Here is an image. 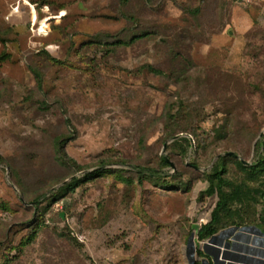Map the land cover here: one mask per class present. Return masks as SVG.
Wrapping results in <instances>:
<instances>
[{"label":"rangeland","instance_id":"obj_1","mask_svg":"<svg viewBox=\"0 0 264 264\" xmlns=\"http://www.w3.org/2000/svg\"><path fill=\"white\" fill-rule=\"evenodd\" d=\"M263 132L264 0H0V264L226 261L205 172Z\"/></svg>","mask_w":264,"mask_h":264},{"label":"trees","instance_id":"obj_2","mask_svg":"<svg viewBox=\"0 0 264 264\" xmlns=\"http://www.w3.org/2000/svg\"><path fill=\"white\" fill-rule=\"evenodd\" d=\"M36 76L39 77L38 74H36ZM230 92L235 94L233 91ZM174 117L175 114H168V119L174 120ZM183 128L181 129L184 131ZM183 140L187 143L183 144V152L187 154L188 149L191 148V140L186 137H184ZM257 147L258 150L262 149L263 151L258 154L257 159L250 165L244 164L236 156H227L220 158L211 171L205 172L208 187L201 195L212 196L217 193L219 199L211 213L210 220L201 224L197 231L200 241L208 240L228 227L240 228L256 226L264 232V210L259 214L257 210L258 205L264 208V135L262 141H258ZM229 161L243 172L245 176L244 180L235 181L228 177L227 162ZM2 162L3 158L0 156V163ZM161 162L163 166H168L170 164L166 156L161 157ZM138 167L139 174L142 176L152 177L155 173L159 172L150 167ZM104 172L103 168H98L88 174H84L82 178L74 177L60 187L57 192L45 199L54 197L56 200L57 193L60 191H75L82 183L102 176ZM256 215L257 221L255 222L254 219ZM200 254L206 256L204 252L200 251Z\"/></svg>","mask_w":264,"mask_h":264},{"label":"flooded vegetation","instance_id":"obj_3","mask_svg":"<svg viewBox=\"0 0 264 264\" xmlns=\"http://www.w3.org/2000/svg\"><path fill=\"white\" fill-rule=\"evenodd\" d=\"M226 235L227 233L220 234L216 236L214 239V244L216 246H223L225 248L222 253V254H225L223 255L224 258L231 259L234 261H238V260L241 261L242 256L244 254V258L246 262L249 261L252 264H258V263L264 264L263 262H259V260L256 258V256L264 257V249L262 250L260 248H257L256 246L247 245L249 241H252L254 244L258 245L259 241L262 238L259 239L256 236L239 233L238 235L235 236L233 243L230 244L229 242L225 241L226 239L224 237H226ZM214 249H217V248H214ZM247 256L251 259H248ZM220 264H223V263L221 262Z\"/></svg>","mask_w":264,"mask_h":264},{"label":"built area","instance_id":"obj_4","mask_svg":"<svg viewBox=\"0 0 264 264\" xmlns=\"http://www.w3.org/2000/svg\"><path fill=\"white\" fill-rule=\"evenodd\" d=\"M19 9V7H16L15 9H13L12 11H11V14L10 15H8V19H11V18H13V16L14 15H16L17 13H18V10ZM33 9V8H32ZM33 13H35L36 12V10L35 9H33V11H32ZM36 16H34V19H32V23H33V25L36 23ZM43 28H40L39 29V33L41 34V30H42ZM223 231H225V230H223ZM223 231H221L218 235H220V234H223ZM239 233H243V234H248V235H251V236H256L257 235V231H254L252 228L250 229V230H248V229H243V227H240V228H238V227H235V229H234V232H233V236H229L225 241L226 242H229L230 244H232L233 243V241H234V238H235V236L236 235H238ZM210 239H208V241L207 242H210L209 241ZM264 240V239H263ZM207 242H205V243H207ZM211 245H210V247H214V248H217V249H219L220 248V250H223L224 251V247L223 246H216L215 244H214V242H211L210 243ZM248 244L250 245V246H253V245H256V244H254L252 241H249L248 242ZM247 244V245H248ZM246 256V255H245ZM247 258L248 259H251V258H249L248 256H247ZM256 258H260L259 256H256ZM228 261H233V260H231V259H226V261H223L225 264H227V262ZM260 262V261H259ZM263 263H264V261H262ZM249 263V262H248ZM250 264V263H249Z\"/></svg>","mask_w":264,"mask_h":264},{"label":"water","instance_id":"obj_5","mask_svg":"<svg viewBox=\"0 0 264 264\" xmlns=\"http://www.w3.org/2000/svg\"><path fill=\"white\" fill-rule=\"evenodd\" d=\"M262 134H264V132L262 133ZM244 164H246V165H250V162H247V161H244V160H241ZM251 228H253V229H255L260 235H262L263 237H264V232H262L258 227H256V226H253V227H243V229H248V230H250ZM217 235H214V236H212V238H210V242H207V243H205V249L207 250L208 249V247L211 245L210 243L211 242H214V238L216 237ZM191 242H192V240H191ZM219 251H220V248H219ZM215 260H218V259H220L219 258V256L218 255H216V257L214 256L213 257ZM259 261H264V259H262V258H257ZM249 261H245V258H244V254H243V256H242V259H241V261L240 260H238V261H228L227 262V264H252L251 262H249ZM259 264V263H258Z\"/></svg>","mask_w":264,"mask_h":264},{"label":"crops","instance_id":"obj_6","mask_svg":"<svg viewBox=\"0 0 264 264\" xmlns=\"http://www.w3.org/2000/svg\"><path fill=\"white\" fill-rule=\"evenodd\" d=\"M234 229H235V228H230V229H228V230L223 231V234L227 233L225 239H227L229 236H230V237L233 236ZM233 261H234V260H233ZM217 262H218V261H217ZM222 263L224 264V262H222Z\"/></svg>","mask_w":264,"mask_h":264},{"label":"clouds","instance_id":"obj_7","mask_svg":"<svg viewBox=\"0 0 264 264\" xmlns=\"http://www.w3.org/2000/svg\"><path fill=\"white\" fill-rule=\"evenodd\" d=\"M248 227V226H247ZM219 234V233H218ZM218 234H216L217 236H218ZM262 236V235H261ZM263 237V236H262ZM212 238V237H211ZM215 239V238H214ZM263 239H264V237H263ZM210 247V246H209ZM261 262V261H260ZM260 264V263H259Z\"/></svg>","mask_w":264,"mask_h":264}]
</instances>
